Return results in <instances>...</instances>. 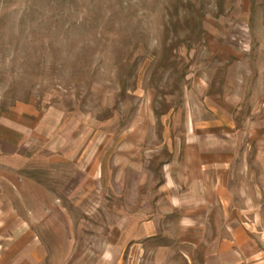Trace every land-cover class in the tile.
Instances as JSON below:
<instances>
[{
	"label": "rangeland",
	"instance_id": "1",
	"mask_svg": "<svg viewBox=\"0 0 264 264\" xmlns=\"http://www.w3.org/2000/svg\"><path fill=\"white\" fill-rule=\"evenodd\" d=\"M0 125L31 264H180L137 228L212 250L240 220L264 249V0H0Z\"/></svg>",
	"mask_w": 264,
	"mask_h": 264
},
{
	"label": "crops",
	"instance_id": "2",
	"mask_svg": "<svg viewBox=\"0 0 264 264\" xmlns=\"http://www.w3.org/2000/svg\"><path fill=\"white\" fill-rule=\"evenodd\" d=\"M27 139L26 131H21L16 127L11 128L9 125L7 127L0 125V161H12L15 164L13 165L14 168L22 170L24 167L20 163L28 161ZM24 144L25 148H23ZM16 196L17 199L19 196L24 198L22 194L16 193ZM4 198L6 197L0 190V264H31L30 259L26 256V249L31 243L29 241L31 239L30 226L20 217L18 209L14 205L15 197L14 199L12 197ZM235 214L241 216L239 211H236ZM24 224L26 225L25 229ZM220 228L222 229V226L218 225L217 230L220 231ZM137 229L139 232L145 230L141 233L146 234L143 236V242L134 245L136 250L142 251L141 256L149 254L150 248L146 244L151 239L162 240V252L160 254L166 259L155 258L154 260L158 263L160 261L167 262L170 257H180L183 259L180 264H193L191 254L183 251H188V247L193 246L197 252V261L194 260V263L226 264L227 257L233 256V264H264V249L252 236L254 231L241 220L237 222L233 232H231L232 240L218 236L214 241L215 245L212 250L205 249L203 243L200 242L196 245L197 242L191 241L188 237L169 236L166 229L161 228V226L152 229L147 227H138ZM151 232L155 233L152 234ZM237 251L239 252L237 253ZM126 261V259L117 258L113 264H126Z\"/></svg>",
	"mask_w": 264,
	"mask_h": 264
}]
</instances>
